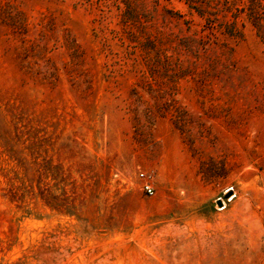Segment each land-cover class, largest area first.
Returning a JSON list of instances; mask_svg holds the SVG:
<instances>
[{
	"label": "rangeland",
	"instance_id": "rangeland-1",
	"mask_svg": "<svg viewBox=\"0 0 264 264\" xmlns=\"http://www.w3.org/2000/svg\"><path fill=\"white\" fill-rule=\"evenodd\" d=\"M0 264H264V0H0Z\"/></svg>",
	"mask_w": 264,
	"mask_h": 264
},
{
	"label": "built area",
	"instance_id": "built-area-1",
	"mask_svg": "<svg viewBox=\"0 0 264 264\" xmlns=\"http://www.w3.org/2000/svg\"><path fill=\"white\" fill-rule=\"evenodd\" d=\"M141 187L146 194L151 195L153 193L152 188L147 182H143Z\"/></svg>",
	"mask_w": 264,
	"mask_h": 264
},
{
	"label": "water",
	"instance_id": "water-1",
	"mask_svg": "<svg viewBox=\"0 0 264 264\" xmlns=\"http://www.w3.org/2000/svg\"><path fill=\"white\" fill-rule=\"evenodd\" d=\"M218 205H220V202H218Z\"/></svg>",
	"mask_w": 264,
	"mask_h": 264
}]
</instances>
